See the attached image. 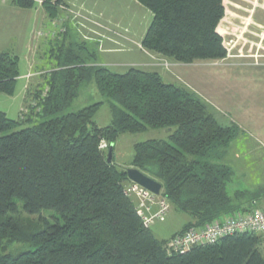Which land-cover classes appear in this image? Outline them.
I'll return each instance as SVG.
<instances>
[{
  "label": "trees",
  "instance_id": "obj_1",
  "mask_svg": "<svg viewBox=\"0 0 264 264\" xmlns=\"http://www.w3.org/2000/svg\"><path fill=\"white\" fill-rule=\"evenodd\" d=\"M134 1L153 17L140 43L148 53L181 64L227 58L218 32L224 0ZM11 3L20 9L36 5L35 0ZM63 3L44 0L42 7L54 19ZM84 60L69 51L41 76L45 84L32 96L39 119L34 125L22 129L32 120H12L0 112V264H264V234L256 233L169 255L167 241L143 225L124 192L130 168L160 182L171 208L192 219L180 233L250 213L259 207V197L247 207L246 192L231 197L227 186L234 172L218 163L238 127L221 125L200 97L166 83L158 72L132 67L116 73ZM19 77V58L0 52V94L13 96ZM92 80L109 101L112 122L104 128L94 121L102 103L64 114ZM148 129L169 130V141L134 145L129 167L114 164L113 155L108 163L109 148L121 135ZM102 140L108 150L99 148ZM16 200L28 216L51 210L60 218L24 220ZM19 243L35 250L6 253L7 246Z\"/></svg>",
  "mask_w": 264,
  "mask_h": 264
},
{
  "label": "rangeland",
  "instance_id": "obj_2",
  "mask_svg": "<svg viewBox=\"0 0 264 264\" xmlns=\"http://www.w3.org/2000/svg\"><path fill=\"white\" fill-rule=\"evenodd\" d=\"M68 1L72 2L64 0L63 5L58 7L59 10L64 9L62 12L72 14L73 19L76 17L81 23L85 21L86 24L94 26L95 18L73 7L74 11L73 4L70 5V10L66 9L70 3ZM224 4L226 15L218 28L228 49V56L223 61L181 64L150 54L138 47L152 22L153 17L149 11L134 0H86L88 11L97 15L102 13L101 19L97 21L100 24H95V27L100 29L103 39L89 38L96 36H84L82 30L68 29L64 19L66 17L57 18V15L52 19L57 28L51 27L49 30L48 41L46 39L40 54L37 53V63L44 72H50L58 61L72 51L81 54L87 65L105 66L116 73H125L132 67L157 71L164 74L166 83L179 85L194 92L207 104L210 113L221 125H235L239 129V135L230 143L223 159L218 162L230 167L234 172L233 180L227 186L230 196L234 198L236 192H246L244 206L247 207L254 196L259 197L257 206H260L264 198V0H224ZM117 22L121 24L117 25ZM113 24L117 25L118 30ZM8 29L4 25L0 33H5ZM34 33L37 37V33ZM45 36L43 33V37ZM2 37L0 41L9 42L6 36ZM29 47L33 49V46H0V52L18 56L19 70L24 75L28 70L27 61L29 57L32 58L27 51ZM109 49L114 51H106ZM32 51L31 54H34V50ZM149 61L154 63L153 67L137 66ZM164 64H168V68ZM39 77L35 82L37 88L45 84V78ZM25 82V78L18 81L13 97L0 94V111L6 113L7 117L13 120H32L24 123L20 127L22 129L39 121L36 116V101L31 98L29 104H24L22 88ZM37 91L38 89L34 93ZM98 103L102 105L94 121L104 128L112 122L109 101L99 92L93 80L81 86L78 97L64 114L74 113ZM22 108L25 109L24 112ZM169 136L167 129H148L143 133L121 135L114 144V163L124 167L130 165L134 156V145L150 140L169 141ZM187 158L197 160V157ZM16 203L18 216H22L24 220L36 223L46 219L55 223L56 219L60 218L51 210L28 216L24 213L23 202L16 200ZM190 220L189 215L170 210L166 221L155 223L151 229L156 232V237L162 239L183 229L185 223ZM7 247L6 253L13 256L35 250V247L29 244L20 243Z\"/></svg>",
  "mask_w": 264,
  "mask_h": 264
},
{
  "label": "crops",
  "instance_id": "obj_3",
  "mask_svg": "<svg viewBox=\"0 0 264 264\" xmlns=\"http://www.w3.org/2000/svg\"><path fill=\"white\" fill-rule=\"evenodd\" d=\"M37 1L43 2L44 0H35L36 5L33 9H20V8H17L16 6H14L11 2H9V3L0 2V31L4 25L7 28H9L5 33H3V32L0 33V40L3 39L2 36H6V40L9 42L0 41V46H33V49H32V47L31 48L29 47V49H27L28 53H30V55L32 56V58L29 57V60L27 61V69L28 70L24 75L20 73V77L18 79V81L21 78L26 79V82L22 88V95H23L24 104L25 103L29 104L34 91L36 89H40V87L37 88V84L35 83L36 81L39 80L40 77H37L35 75V77L33 79L32 78L29 79V78H27V76L30 74H37V73L44 72V69H42L40 67V65L37 63V57H38L37 53L40 54L41 47L44 46L46 39L48 41L49 37H47V35H48V33H50L49 30H51L52 28L53 29L57 28L56 25L52 22L53 20L50 19L49 16L47 15V13L45 12L44 8L42 7V4L37 3ZM73 1L77 2L76 3L77 5L72 3ZM85 1L86 0H72V2L68 1L70 3L67 4L66 9L69 8V10H70L71 9L70 5L73 4L72 9H74V8L80 9L83 13H86L88 16L95 18V23H93L94 26L86 24L85 21L81 23L80 20H78L76 17H75L76 19L75 18L73 19L74 16H72V14H66V13L62 12L64 9L59 10V14H58L57 18L66 17L64 19H65L66 26L68 29L74 28L78 31L82 30L81 32L84 34V36L94 35L96 37L92 36L89 38H98L99 40L100 39L102 40L103 37H101V35H100V29L95 27V24H98V25L100 24L97 21L99 19H101L102 13L97 15L96 13H94L92 11H88L86 9V6H85ZM74 11H75V9H74ZM119 24H121V23L117 22V25H119ZM117 25L113 24V26L116 27V30H118ZM34 32L37 33V37H36V34ZM39 33H44L46 36L45 37L39 36L38 35ZM33 34H35V36H33ZM17 37H18V40H17ZM86 38H88V37H86ZM32 50H34V54H31V52H33ZM106 51H114V49H109ZM5 53H8V52H5ZM26 60H27V57H26ZM19 63H20V61H19ZM153 65H154V63L149 61L147 63H141L140 65H137V66L153 67ZM152 72H157V71H152ZM159 74L162 76V78L163 77L165 78L164 74H161V73H159ZM168 78H169V76H168ZM17 86H18V82H17ZM16 91H17V87H16ZM15 94H16V92H15ZM15 94L13 96H15ZM13 96H10V97H13ZM168 133H170L169 130H168ZM113 163H114V153H113ZM116 165H118V164H116ZM129 166L130 165H127L125 167H129ZM128 184L129 183H127V185ZM173 210L174 209L171 208V211H173ZM191 221H192V219L190 221H188L187 223H185L183 229H181L179 231H175V232L171 233L170 235H168L162 239H159L158 237L155 236L156 232L154 233V230H152L151 228H149V229L151 230L153 235L158 240L168 241L170 238H172L176 234L182 232L184 230V228ZM156 231H158V229H156Z\"/></svg>",
  "mask_w": 264,
  "mask_h": 264
},
{
  "label": "built area",
  "instance_id": "obj_4",
  "mask_svg": "<svg viewBox=\"0 0 264 264\" xmlns=\"http://www.w3.org/2000/svg\"><path fill=\"white\" fill-rule=\"evenodd\" d=\"M13 0H0L9 3ZM42 4V1H37ZM43 36V33H39ZM142 49V46H138ZM168 68V64H164ZM45 72L30 74L27 78L42 76ZM23 112L25 109H22ZM101 150H108L109 145L105 140L100 143ZM125 194L131 198L136 207L138 216L146 228H151L157 222H165L171 210L170 202L162 196L152 193L144 187L131 182L124 189ZM256 233L264 234V198L262 204L247 214H238L215 221L202 228H190L183 233L176 234L165 244V250L169 255L185 254L198 246L214 245L221 239L235 234Z\"/></svg>",
  "mask_w": 264,
  "mask_h": 264
},
{
  "label": "water",
  "instance_id": "obj_5",
  "mask_svg": "<svg viewBox=\"0 0 264 264\" xmlns=\"http://www.w3.org/2000/svg\"><path fill=\"white\" fill-rule=\"evenodd\" d=\"M113 145L109 148L108 154V163L112 162V155H113ZM128 179L131 182H134L145 189L151 191L152 193L159 195L163 191V186L160 182L154 180L153 178L145 175L141 171L135 168H130L127 170Z\"/></svg>",
  "mask_w": 264,
  "mask_h": 264
}]
</instances>
